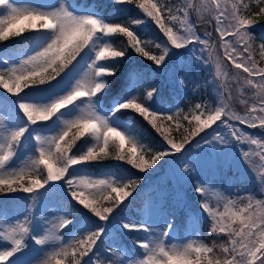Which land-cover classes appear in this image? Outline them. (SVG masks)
Here are the masks:
<instances>
[{
	"label": "snow or ice",
	"instance_id": "6c2138e0",
	"mask_svg": "<svg viewBox=\"0 0 264 264\" xmlns=\"http://www.w3.org/2000/svg\"><path fill=\"white\" fill-rule=\"evenodd\" d=\"M106 6L129 18L109 19L70 0H0V43L26 42L19 50H0V89L14 97L0 115V195L19 193L31 201L17 215L0 208V264H264V199L214 193L213 202L209 182L198 178L204 169L214 175L226 169L235 150L264 191V135L245 131L264 133V43L258 50L250 43L254 26L264 21V0H109ZM149 24L159 42L143 38ZM189 46L209 69L211 79L197 87L211 86L214 104L195 103L187 112L178 104L165 107L157 88L140 94L134 77L131 86L128 76L121 79L120 66L134 57L160 69ZM237 99L243 114L233 108ZM124 115L146 121L161 138L159 148L143 143L135 119L123 122ZM181 129L177 141L172 132ZM193 143L199 154L191 155ZM110 159L139 173L155 171L162 161L168 165L159 200L146 203L144 220L121 215L142 176L81 174L84 166ZM182 185L198 194L200 214L223 241L219 251L199 238L170 243L177 229L166 216L154 227L152 217L162 214L165 199L183 201ZM54 187L65 191L74 209L82 206L75 222L69 218L74 212L49 218L34 211ZM70 225L76 230L65 240ZM117 229L142 236L126 249L110 236Z\"/></svg>",
	"mask_w": 264,
	"mask_h": 264
},
{
	"label": "rangeland",
	"instance_id": "374dc122",
	"mask_svg": "<svg viewBox=\"0 0 264 264\" xmlns=\"http://www.w3.org/2000/svg\"><path fill=\"white\" fill-rule=\"evenodd\" d=\"M20 2L24 4H39V3L58 4L59 0H20ZM70 2L76 4L75 0H70ZM168 2L171 4H177L179 3V0H168ZM135 15H136L135 12L131 13V16H135ZM255 28L258 27L254 26V29ZM142 31L144 33L143 38L145 40L157 39V30L153 25L149 24V26L143 28ZM200 31L201 33H203L204 28L201 27ZM253 31H252V35L254 39L255 34L253 33ZM119 40L121 41V38H119ZM112 42L114 43V45L120 44V42L116 40V37L113 38ZM157 42H159L158 39ZM250 43L254 47L253 40L250 41ZM8 44L9 42L0 43V50L4 48L11 49L10 47H8ZM139 59H140L139 57H134L132 60H130V63H133L134 60H139ZM172 59H175V61L172 62L171 61ZM261 66H264V64H262ZM153 67L155 68V71H150L149 73L146 74L142 72H140V75L132 73L130 77L129 86H131L132 77H134L137 81H139L138 87L140 89V94H143L144 89H150L152 87H155L158 89L157 100H159L162 94H169L174 97L172 104H167L165 105V107L175 108V106L178 104L179 107L183 109L185 112H187L195 103L208 102L214 104L216 102L215 92L211 86L197 87L198 85H204L205 81L211 79V76L209 74V69L199 64L196 61L195 54L193 53L191 46H189L186 49L177 50L176 54L171 55L170 58L166 60V67L164 65L160 66V69H157L155 65H153ZM214 70L215 69L213 66L212 71L214 72ZM180 76H184L186 78L185 85H180L178 83V78ZM234 95L235 96L239 95L238 90L234 91ZM249 95H251V93H249ZM11 99H14V97H9V94L4 92V90L0 89V115H5L7 108L11 107ZM233 105H235L234 107L235 111L243 114V106L239 103L238 99L233 102ZM123 122H128V121H123ZM136 130L143 143L148 144L154 148H159L161 139H158V141L154 143L146 139L144 136H142L137 128ZM206 131L211 132V129H208ZM245 131H248L253 135H257V136L264 135V133H261L258 129H245ZM201 135L203 136L204 134L202 133ZM196 139L199 140L200 137H197ZM200 151H201L200 149L195 147V143H193V146L191 148V155L199 154ZM29 156L30 153L26 152L23 155L21 162L27 161ZM89 166L90 165L84 166L81 174L90 175L93 178H100L103 176L104 173L111 171V172H116L117 174H125L126 172L128 174H131L132 176L143 177V181L140 185V188H138L137 191L133 193L132 197H129L128 200L125 201L126 204L130 199L133 200L138 199L137 202L139 201V199L142 201L143 204L142 208H140V210L138 211L139 216L135 217L132 215L121 214L122 216L129 217L135 221H141L145 219L144 210L146 203L149 200H153V201L159 200L158 194L160 190L164 187V181L165 179H167V173H168V165L163 161L160 163V165L156 168L155 171L149 170L148 172L138 173V174H135L132 171L126 169L120 173L117 170H115V168H108L105 172L96 174L95 171H93V169H90ZM227 170H230V172L229 173L226 172ZM198 178L209 182L210 191L208 195L213 200V202L215 201L214 193H224L225 195L253 194L257 199H264V191L261 190V186L257 181L255 174L249 170V168L245 165V163L240 159L239 154L235 152V150H233L232 152L231 163L227 166L226 169L220 171L216 175H214L213 170L211 168L204 169L202 170V173ZM191 186L192 185L181 186L180 191L183 196L182 202L178 203L172 197H168L167 199L164 200L161 206L160 212L162 214L161 215L154 214L152 217L154 227L157 229H159L160 225L163 223L165 216L169 220H173L175 222L177 231L175 233V238L169 241L170 243H176L178 245H181L189 242L190 240H196L197 238H199V240L202 241L199 237V227L194 217V211L192 209L190 210V212H188L185 215L184 226H182L179 222L181 209L187 203H191L188 195L186 194L187 188ZM169 187H171L170 184ZM17 194H10V196L6 198L7 200H9V202L5 203L4 206L2 207L7 210L9 215H17L19 213L24 212L26 210L27 203H31V201L25 202L23 200L22 197L24 194L18 196ZM1 196L2 195H0V197ZM69 199L70 198H66V193L62 188H58V187L51 188L44 197L38 200L37 206L34 209V211L37 213V215L44 214L46 216H49V218L55 215L63 216L66 212L68 213L74 212V215L70 216L69 218L73 219L75 222V219L77 217L82 216V213L78 210L79 208H82V206L76 205L74 209L72 206H70L68 202ZM1 200H5V199H1ZM72 204L74 205L75 202H72ZM88 215L91 214L89 213ZM3 219L4 217H0V221H3ZM208 219L210 220V218ZM80 226L81 225L79 224L76 225L77 228ZM75 230L76 229L70 225L69 229L65 230L64 232L65 240L71 239L72 234L75 232ZM121 234L122 233H120L119 230L117 229L114 230L110 234V236L111 238L115 239L117 243H119L124 248L131 249L124 243L123 239L121 238ZM122 235L127 236L129 234H122ZM135 235L142 236V234L140 233H135ZM105 239L111 242L109 237H106ZM28 251L30 252L31 250L29 249Z\"/></svg>",
	"mask_w": 264,
	"mask_h": 264
},
{
	"label": "trees",
	"instance_id": "16d2710c",
	"mask_svg": "<svg viewBox=\"0 0 264 264\" xmlns=\"http://www.w3.org/2000/svg\"><path fill=\"white\" fill-rule=\"evenodd\" d=\"M76 3H82V4H90L92 3L93 6L104 16H106L109 19H127L128 16H121V14L119 13L118 15H116L113 12H109L108 9H111L110 7H107L106 5H108L109 0H75ZM131 15V13H130ZM255 26H257L258 28H255L253 33L254 35V48H256L258 50V46L260 43L264 42V21H261L259 23H257ZM151 27V26H150ZM152 31V30H151ZM15 40L10 39L9 42L10 47L13 49H17V47L21 48V45L23 43L21 42H15L13 41ZM116 40H118L119 42H121L119 40V37H116ZM18 43V44H17ZM140 58V57H139ZM174 58V57H173ZM172 62L175 61V59L171 60ZM121 79H123L125 76H128V74L130 72H136L138 73L139 71H143L142 73L146 74L149 73L150 71H155V68L153 67V65L151 64L150 61H146L144 58H140L139 60H134L133 63H130V61H126L124 64H122L121 66ZM120 87V82L118 81L114 91L118 90ZM173 101V97L169 94H163L160 96V99L158 102L161 103L162 106H165V104L168 103H172ZM235 107V105H233V108ZM121 119L125 120V121H132L133 119H135V127L138 129V131L141 133L142 136H144L146 139L156 143L158 141V139H161L159 137V135L155 132L154 129L151 128L150 125L147 124L146 121H143L142 118H133L130 115H124L120 117ZM167 126V125H165ZM173 137L174 139H176L177 141H179L181 139V136L183 134V130H179L176 131L174 130L173 132ZM78 144H80V142H77ZM94 163H99V166H93L91 165V169H93V171H95L96 173L98 172H102V171H106L108 168H115V170H117L118 172H122L123 170H130L135 174H138V170L136 169H132L130 165H126L124 164V162H120V161H116L115 159H110V160H104L101 162H94ZM226 172H230V170H227ZM186 194L188 195L191 203H187L185 205V208L183 210H181V221L184 219L185 214H187V210L188 208L194 209V212L199 213L198 215H200V208H199V196L198 194H196L193 190V186L188 187L186 190ZM7 197L1 196V199H6ZM138 199H130L129 201H131V203H127L128 207L126 209H124V211L121 214L124 215H136L135 213V209L139 208L141 205V200L139 199V201L137 202ZM192 204V205H191ZM0 205H3L2 202L0 201ZM87 212V210H84V212ZM198 220L200 221V238L202 239V241L206 244H208L209 246H212L213 244L217 245V251H219L218 249V245L220 243H222L223 241L216 236L215 234L211 233L210 229H211V225H210V221L205 220L202 218V216L198 217ZM130 235V236H129ZM127 236H123L124 237V241H126V243L130 244V239H131V235H133L132 233H130Z\"/></svg>",
	"mask_w": 264,
	"mask_h": 264
}]
</instances>
